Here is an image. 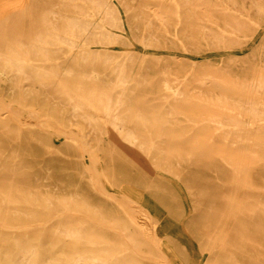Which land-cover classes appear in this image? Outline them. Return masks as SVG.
Wrapping results in <instances>:
<instances>
[{"label":"rangeland","instance_id":"374dc122","mask_svg":"<svg viewBox=\"0 0 264 264\" xmlns=\"http://www.w3.org/2000/svg\"><path fill=\"white\" fill-rule=\"evenodd\" d=\"M0 105V264H264V0H0Z\"/></svg>","mask_w":264,"mask_h":264},{"label":"bare ground","instance_id":"6f19581e","mask_svg":"<svg viewBox=\"0 0 264 264\" xmlns=\"http://www.w3.org/2000/svg\"><path fill=\"white\" fill-rule=\"evenodd\" d=\"M110 48V47H109ZM191 55V54H190ZM195 56V55H194ZM178 95V94H177ZM72 101V100H71ZM1 108H2V106L0 105V110H1ZM77 108V107H76ZM51 122V121H50ZM63 136V135H62ZM68 136V135H67ZM85 148V147H84ZM130 201V200H129ZM128 201V202H129ZM121 203H123V202H121ZM130 205V204H129ZM123 206V205H122ZM125 206V205H124ZM127 206V205H126ZM132 206V205H131ZM130 207V206H129ZM129 207H128V209H129ZM125 209H127V207L125 208ZM129 211H131V213H132V215H133V218H134V221H136L137 222V220H136V217H135V215H134V213H135V210L132 208V207H130V209H129Z\"/></svg>","mask_w":264,"mask_h":264}]
</instances>
